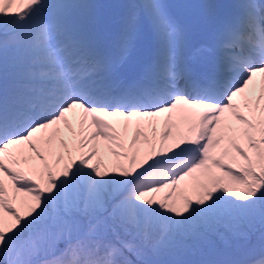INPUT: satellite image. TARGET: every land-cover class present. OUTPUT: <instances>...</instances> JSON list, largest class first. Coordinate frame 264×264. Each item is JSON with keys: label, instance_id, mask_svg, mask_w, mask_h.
<instances>
[{"label": "snow or ice", "instance_id": "obj_1", "mask_svg": "<svg viewBox=\"0 0 264 264\" xmlns=\"http://www.w3.org/2000/svg\"><path fill=\"white\" fill-rule=\"evenodd\" d=\"M0 264H264V0H0Z\"/></svg>", "mask_w": 264, "mask_h": 264}, {"label": "trees", "instance_id": "obj_2", "mask_svg": "<svg viewBox=\"0 0 264 264\" xmlns=\"http://www.w3.org/2000/svg\"><path fill=\"white\" fill-rule=\"evenodd\" d=\"M117 1H119V2H122V0H117ZM204 2H207V0H203Z\"/></svg>", "mask_w": 264, "mask_h": 264}]
</instances>
